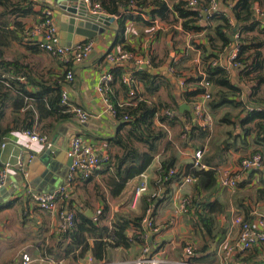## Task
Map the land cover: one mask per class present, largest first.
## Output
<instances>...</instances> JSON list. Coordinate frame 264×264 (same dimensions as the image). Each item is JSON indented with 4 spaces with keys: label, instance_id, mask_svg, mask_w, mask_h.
Instances as JSON below:
<instances>
[{
    "label": "crops",
    "instance_id": "crops-1",
    "mask_svg": "<svg viewBox=\"0 0 264 264\" xmlns=\"http://www.w3.org/2000/svg\"><path fill=\"white\" fill-rule=\"evenodd\" d=\"M10 1L17 4L20 2V0ZM33 1L31 12H26L18 5L15 6L16 8L1 7V9L7 11L11 24L19 20L25 27H29L40 21L47 10L51 12L57 24L58 10L53 0ZM165 1L172 7L180 0ZM254 6L255 9L261 4L256 1ZM222 8L225 7L219 4L218 10ZM262 8L264 9V6ZM261 11L258 15L254 11L256 18L253 16V19L260 20L259 25L264 28V12ZM143 15L146 19H150L149 15ZM203 18V24L209 23V28L200 32L185 30L181 20L176 16L168 21L157 19L150 25L127 20L124 40L118 43L116 29L119 16L113 18L104 33L88 38L95 42L93 51L86 58L72 63L74 79L67 80L63 87V90L69 93V102L72 107L85 108L90 112L91 117L85 123L80 122L73 113L69 117H60L56 114L41 119L32 98L23 100L24 106L19 112L15 110L12 99L5 101L6 112L0 122L2 129L10 130L3 136L0 133L2 136L0 168L7 163L12 165L3 186L6 189L5 193L0 195V206H4L0 208V264H22L24 254H28L33 259L31 264L87 262L90 252L84 258H76L79 250L64 255V251L71 243V238L66 230L61 229L58 213L40 209L31 199L29 191L31 193L51 192L66 181L67 169H69L67 166L69 143L75 135L84 137L99 154L117 152V148L109 146L108 139L116 133L118 121L105 113L102 98L96 88L101 75L106 71L123 66L126 72L134 70L135 67L131 62L112 64L108 60L109 53L130 47L131 51L138 54L149 55L151 58L149 67L156 73L165 75L170 83V86L164 84L159 90L160 100L170 105L176 102L180 115L190 114L193 118V101L185 97L186 88L180 85L178 78L169 71V68L174 66L177 71L188 77L198 72L203 51L197 48L192 40L208 46L206 35L218 23L217 20L209 21L205 20L206 17ZM58 32L60 33L59 26ZM236 32L237 29L234 30V33ZM233 41L232 46L220 56L219 63L230 69L232 82L241 88L242 94L237 98V102L240 103L242 100H247L249 87L256 83L255 80L239 77L237 67L230 60L231 54L237 47L235 38ZM73 46L77 45L73 44ZM262 50L264 52V47ZM187 54L192 55L190 62L195 67L191 71L180 69L177 65L178 60H182ZM165 55L168 59L164 58ZM4 56L10 61L19 59L21 66L19 73L6 70L3 76L16 79L19 88L22 86L32 93L43 89V85L56 84L65 70L52 53L24 40H13ZM196 59H199V62ZM141 86V91H144L142 82ZM164 87L172 88L174 93L167 91L165 94ZM9 91L11 96H16V88H9ZM112 95L116 102L129 98L126 87L118 80L113 84ZM152 100L157 102L156 96H153ZM182 103H188L192 109H185L181 113L179 106ZM254 108L260 107L249 104L247 109H244L242 104L237 106L233 103H223L213 108L208 105L211 125L206 129L209 135L205 137L192 128L186 116H181L180 121L173 127L168 126L169 137L162 142L161 151L155 156L152 164L141 175L129 180L120 196L115 197L110 194L107 186L109 172L107 167L102 165L90 180L76 181L62 206L75 212L79 210L86 212L91 209L93 213L91 217L101 218L102 223L109 226L120 216L144 217L146 210L148 214V209L151 208L149 216L158 230L149 232L148 243L150 255L167 261L160 264H177L176 261L191 260L192 255H187L185 247L191 245L195 251L205 249L208 243L210 246L202 253V258L191 261L197 264H264V242L256 243L247 252H240L235 248L230 256L226 253L228 247H235L238 243L240 229L234 225V219L237 216L248 219L254 226H257L260 220H264V166L246 172L236 187L221 184L222 178L235 176L239 172L241 161L245 157L256 152L264 157V138L261 136L258 138L257 121L248 124L253 127L249 134L244 133L245 126L240 123V120L247 115L246 111ZM30 110L34 114L30 113ZM31 116H34L33 121ZM30 122L34 130L48 136V142L53 149L48 155L50 158H44L47 144L33 141L22 132V127ZM157 125L163 124L157 120ZM168 140L174 144L175 166L183 175L181 180L174 179L163 187L159 183V169L163 158L171 153L166 152ZM225 140L229 144L227 148L222 144ZM184 141L188 143L186 146L182 145ZM2 144L5 145L2 146ZM221 144L225 148L223 152L220 150ZM139 146L144 150L147 149L143 144ZM198 148L203 149V160L208 168L215 166L217 170V184L209 191H198L195 187V179L191 183L183 182L187 167L193 163L194 152ZM19 157H23L25 162V173L18 167ZM50 172L52 173L50 180H46L43 175ZM142 183L147 184V190L136 197V189ZM182 197L190 201V211L184 214L175 212L176 204ZM146 200L151 202L146 205ZM212 201H218L223 207V212L213 215L212 236L214 238H211L206 229H201L197 214L202 211L207 202ZM143 225L146 228L144 222ZM261 230L264 232V229ZM136 231L137 227L131 225L127 229V234L132 237ZM90 243L93 244V240H90ZM213 245H215L214 249L211 248ZM142 246V240H133L129 247L111 244L105 248L104 257L96 260L106 264H122L123 261L137 257Z\"/></svg>",
    "mask_w": 264,
    "mask_h": 264
},
{
    "label": "trees",
    "instance_id": "trees-1",
    "mask_svg": "<svg viewBox=\"0 0 264 264\" xmlns=\"http://www.w3.org/2000/svg\"><path fill=\"white\" fill-rule=\"evenodd\" d=\"M93 1L99 2L106 13L110 15H120L119 24L116 29V42L118 43L124 40L127 20L150 25L155 19L168 21L171 17L176 16L177 19L181 20L183 28L187 31L200 32L209 28V23L204 25L202 21L204 20L203 14L210 8L211 0H199L196 6H191L189 4L190 1L180 0L174 3L172 7H170L165 0ZM256 1L260 2V8L264 12L262 8L264 6V0H219V4L223 5L225 8L212 11L211 14L206 17L207 19H205L209 21H218V23L212 27V31L208 32L206 35L208 46L197 43L194 39L192 40V43L203 51L201 66H198V68L203 70V73H199L197 70L198 72L192 73V75L188 77V75H184L182 72L177 71L174 75L177 78H179L180 75L186 77V85L184 86L186 91L184 95L189 101L192 100L194 102L195 98L204 92V88L200 85V81L206 77L214 89L207 106L209 105L213 108L223 103H233L237 106L238 104H242L244 109H247L249 104L259 106V109L254 108L247 110V115L240 120V123L245 126L244 133L249 134L253 127L248 124L257 121L256 128H258V138H260V136L264 138V52L262 50L264 47V35H262L264 34V28L259 25L261 24L260 20L253 19L255 11L254 3ZM33 2V0H20L19 4H17L11 3L10 0H0V119L5 115V101L8 99L13 100L15 103V110L19 112L22 106H24L23 100L25 98H32L41 119L56 114L60 117H69L73 113L70 107L64 105L61 100L63 87L67 82L66 75L69 70H72V63L74 60L71 59L69 62L64 63L53 54L61 65L65 67L64 73L59 77L56 84L49 86L43 85V89L35 93L29 92L22 86L19 88V83L16 79L3 76L6 70H13L19 73V68L21 66L19 59L10 61L5 59L4 54L13 40L26 41L24 31L27 27L19 20L11 24L7 11L1 9V7L16 8L15 6L18 5L26 12H31ZM143 14L149 15L150 19H146ZM235 29H237L238 33V37L236 38L234 37ZM254 31H257V33H252ZM232 37L235 38L238 47V54L233 60V63L236 64L235 67L238 69L239 77L255 80L256 83L249 87L247 100H242L240 103L237 102V98L242 94L241 88L237 87L232 82L230 69L219 63V58L222 53L234 43ZM36 46L40 48L37 44ZM125 49L130 50L131 48L128 47ZM124 70L125 68L123 66L111 69L114 80L112 82V92L110 96L115 104H117V102L113 99L112 95L113 84L117 80L120 81V77ZM134 74L137 79L143 83L144 91H141L137 97L133 99V101L136 102L135 104L122 107L117 106V115L115 117L118 121L117 131L108 139L109 146L117 148V152L110 153L109 158L102 164L107 167L109 172L107 179L108 190L110 194L115 197L123 193L129 180L141 175L152 164L155 156L161 151L162 142L169 137L168 126L173 127L175 123L180 121L181 116H186L187 121L192 124V128L199 131L201 136L205 137L209 135V131L196 123L193 118H191L190 114L180 115L177 110L176 102L174 105H170L166 102L159 103L152 100V97L158 95L159 90L164 84L170 86L165 75L151 73L148 69L138 70L135 68ZM32 80L34 81V79ZM9 88H16V96H11ZM141 96L143 99L139 100ZM167 110L173 111V115H167L165 113ZM29 112L34 114L32 110ZM33 119L34 116H31L32 121ZM157 120L163 125H157ZM31 125L32 122L28 125H24L22 131L33 129ZM8 130L10 129H2L0 122L1 135H5ZM232 135H234L233 132ZM2 136H0V141ZM139 144L145 145L147 149H142ZM187 144L186 141L182 143L183 146ZM222 144H224L226 148L229 147L227 140L223 141ZM222 144L220 150L223 152L225 148H223ZM173 149V142L168 140L166 143V152L170 151L171 153L163 158L161 168L159 169V176L161 177L159 183L163 187L173 182L174 179L181 180L183 175V173L180 172L170 175V171L175 167L176 163V156L173 153ZM185 174L192 175L195 178V187L198 191H209L217 184V170L215 166H210L208 169H198L195 168L192 163L188 165ZM150 202L151 201L146 200V205ZM3 207L4 206H0V208ZM221 212H223L221 204L218 201H212L207 202L202 211L197 213L201 229H206L211 238H214V236H212L213 215ZM75 213V225L66 229L71 238V243L66 251H64V255L79 250L76 258H84L90 252L95 259L100 260L104 257L105 248L109 245L113 244L116 246L129 247L133 240L139 241V235L146 230L143 225V219L147 214V210L144 217L120 216L111 226L102 223L101 218L91 217L82 210ZM131 225H135L137 231L132 237H129L127 229ZM90 240H93V244L90 243ZM112 241L114 243H112ZM209 246L208 243L205 249L195 250L192 257H190L191 260H199L202 258V253H204Z\"/></svg>",
    "mask_w": 264,
    "mask_h": 264
},
{
    "label": "built area",
    "instance_id": "built-area-1",
    "mask_svg": "<svg viewBox=\"0 0 264 264\" xmlns=\"http://www.w3.org/2000/svg\"><path fill=\"white\" fill-rule=\"evenodd\" d=\"M82 3L86 9V15L95 18L97 21L100 17H117L116 15H110L106 13L99 2H94L93 0H78ZM199 0H190L191 6H196ZM219 8V0H211L210 8L207 9V16L211 14L212 11H216ZM206 10V9H205ZM256 14H260L262 11L260 7L255 8ZM155 19L153 22H156ZM25 39L29 43L37 44L42 50L50 52L57 56V58L64 63L69 62L71 59L74 61H80L86 58L94 49V40H87L77 46H68L61 44V38L58 32V26L55 22L54 17L51 12L47 10L43 15L42 19L37 23L27 27L24 31ZM234 37H238V33L234 34ZM238 54V47L231 54L230 60H233ZM108 60L115 65L123 64L126 62H131L135 66H140L143 64H150L151 58L149 55L144 56L138 54L137 52L131 50H121L119 52H112L108 54ZM199 62V59H196ZM234 64V63H233ZM236 66V64H234ZM201 66V65H200ZM169 71L173 74L177 72L176 67L170 66ZM199 73H203L201 68H198ZM68 81L74 79L73 70H69L66 75ZM114 80V75L111 70L106 71L100 77L99 83L97 85V91L102 98L104 104L105 113L110 114L113 117L117 115V106L122 107L126 105L135 104L133 101L137 95L141 92L142 86L141 82L137 79L134 74V70H128L122 73L120 81L125 85L127 93L129 95L128 99L120 100L115 104L112 101L110 93L112 92V82ZM179 83L181 86L186 85V77L180 75ZM200 85L204 88V92L195 98L193 102V120L204 128H209L211 125V119L207 110L208 101L212 97V84L204 77L200 81ZM141 96L139 100H142ZM61 102L64 105L70 107V110L78 117L79 121L85 123L91 117L90 112L81 107H72L69 102V93L67 90L62 92ZM165 113L169 116L173 115V111L167 110ZM127 118V116H126ZM31 140L45 143L50 145L48 142V136L37 132L34 129H26L22 131ZM5 144H2L4 146ZM204 151L198 148L194 152L193 165L198 169H208L207 164L203 160ZM68 156L71 158V165L69 167L68 176L66 181L51 192H34L29 191L31 199L40 207V209L48 212L56 211L59 215L60 226L62 230H66L75 225L76 213L72 209H67L62 206L63 202L69 197L70 189L74 186L77 180H88L93 177L97 171L100 169L101 165L109 158V154H99L95 147L88 142L84 137L80 135H75L72 137L69 143ZM11 163H7L4 167L0 168V188L4 186L7 181L8 171L11 167ZM264 166V157L261 153H255L251 156L242 159L240 164V170L235 176H226L221 179V184L223 186L236 187L238 181L245 175L246 172L258 169ZM19 169L25 173V162L23 157L18 159ZM161 168V166H160ZM179 172L178 168L175 166L171 169L170 175L177 174ZM192 175H186L183 178L184 183H191L194 181ZM161 177L159 176V182ZM179 183V181H178ZM147 190V184L142 183L136 189V197L141 196ZM177 208L175 212L188 213L190 211V201L186 197H182L176 204ZM151 208L148 209V214L143 219L146 225V230L139 235L140 240L143 241V246L140 254L131 260L123 261L122 264H160L162 262H167L164 259L153 257L150 255V246L148 243V237L150 231H157L158 227L149 216ZM234 225L239 227L238 243L235 247H228L226 250L227 256H230L235 248L240 252H247L256 243L264 242V220H260L257 226H254L249 220L243 218L242 216H237L234 219ZM185 252L187 255H192L194 249L191 245L185 247ZM87 262L83 264H106L97 261L91 254L87 257ZM43 260V259H41ZM33 259L28 255H23L22 264H31ZM177 264H197L189 260L176 261Z\"/></svg>",
    "mask_w": 264,
    "mask_h": 264
},
{
    "label": "water",
    "instance_id": "water-1",
    "mask_svg": "<svg viewBox=\"0 0 264 264\" xmlns=\"http://www.w3.org/2000/svg\"><path fill=\"white\" fill-rule=\"evenodd\" d=\"M54 6L57 7L58 20L57 25L60 28L59 36L61 38V44L72 46L73 44H81L88 40V38H94L98 33H104L107 27L110 26L111 21L114 17H100L97 21L93 17L86 15V9L82 3L78 0H53ZM119 17L120 15H116ZM207 17V13L203 14ZM256 18V16H254ZM234 39V38H232ZM138 70L148 69L150 72L156 73L153 69L149 67L148 64H143L140 66H135ZM185 109L191 110V106L188 103H182L179 106V111L182 113ZM193 116V113H192ZM52 147L47 145V151L44 158H50L49 153L52 151ZM71 165V158L67 162L68 168ZM69 172V169H67ZM50 173H45L43 177L46 180H50ZM68 174L66 175L67 178ZM24 180V178H23ZM63 185V184H62ZM5 188H0V195L5 193ZM164 193H162L163 195ZM86 213L92 216V210L88 209ZM215 245L211 248L214 249Z\"/></svg>",
    "mask_w": 264,
    "mask_h": 264
},
{
    "label": "rangeland",
    "instance_id": "rangeland-1",
    "mask_svg": "<svg viewBox=\"0 0 264 264\" xmlns=\"http://www.w3.org/2000/svg\"><path fill=\"white\" fill-rule=\"evenodd\" d=\"M165 57H167V56L165 55L164 58ZM167 59H168V57H167ZM191 59H192V55L187 54L184 58H182V60H180V61L178 60L177 65L179 66L180 69H183V70H186V71L187 70H190L191 71V69L195 68V67H193L191 65V62H190ZM163 89H165L164 90L165 94L167 93V91L170 92V93H172V94L174 93V90L172 88H169V87L168 88L167 87L165 88L164 87ZM159 97H160V94H158L156 96V101L160 103L162 101L160 100Z\"/></svg>",
    "mask_w": 264,
    "mask_h": 264
}]
</instances>
